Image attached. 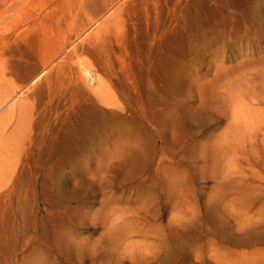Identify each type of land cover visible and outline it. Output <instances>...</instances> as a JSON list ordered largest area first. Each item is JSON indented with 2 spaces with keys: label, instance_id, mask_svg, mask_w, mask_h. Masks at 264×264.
I'll list each match as a JSON object with an SVG mask.
<instances>
[{
  "label": "rangeland",
  "instance_id": "obj_1",
  "mask_svg": "<svg viewBox=\"0 0 264 264\" xmlns=\"http://www.w3.org/2000/svg\"><path fill=\"white\" fill-rule=\"evenodd\" d=\"M187 263L264 264V0H0V264Z\"/></svg>",
  "mask_w": 264,
  "mask_h": 264
},
{
  "label": "bare ground",
  "instance_id": "obj_2",
  "mask_svg": "<svg viewBox=\"0 0 264 264\" xmlns=\"http://www.w3.org/2000/svg\"><path fill=\"white\" fill-rule=\"evenodd\" d=\"M77 150H78V149H77ZM76 154H77V152H76ZM76 154H75V155H76ZM78 156H79V155H78ZM64 162H65V161H64ZM184 259H186V258H184ZM187 260H189V259L187 258ZM187 264H188V263H187Z\"/></svg>",
  "mask_w": 264,
  "mask_h": 264
}]
</instances>
